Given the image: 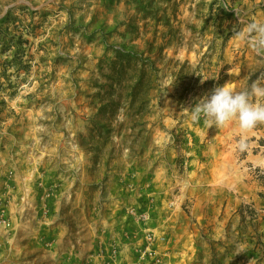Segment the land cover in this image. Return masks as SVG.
I'll use <instances>...</instances> for the list:
<instances>
[{
	"label": "rangeland",
	"instance_id": "obj_1",
	"mask_svg": "<svg viewBox=\"0 0 264 264\" xmlns=\"http://www.w3.org/2000/svg\"><path fill=\"white\" fill-rule=\"evenodd\" d=\"M261 19L264 0H0V264H264V123L192 112L264 79L236 36Z\"/></svg>",
	"mask_w": 264,
	"mask_h": 264
},
{
	"label": "clouds",
	"instance_id": "obj_2",
	"mask_svg": "<svg viewBox=\"0 0 264 264\" xmlns=\"http://www.w3.org/2000/svg\"><path fill=\"white\" fill-rule=\"evenodd\" d=\"M236 36L247 41L249 47L264 56V19L249 20ZM194 116L203 115L210 127L220 131L231 121L247 132L264 123V79L259 77L247 91H234L227 84L215 87L210 95L204 96L192 110ZM238 151L245 152L249 143L244 136L238 141Z\"/></svg>",
	"mask_w": 264,
	"mask_h": 264
},
{
	"label": "trees",
	"instance_id": "obj_3",
	"mask_svg": "<svg viewBox=\"0 0 264 264\" xmlns=\"http://www.w3.org/2000/svg\"><path fill=\"white\" fill-rule=\"evenodd\" d=\"M146 80V74L144 71H141V75L138 78V82L135 84V86L132 88V94L130 95L131 97V102H136V99L144 94V92L148 89L146 84H149Z\"/></svg>",
	"mask_w": 264,
	"mask_h": 264
}]
</instances>
